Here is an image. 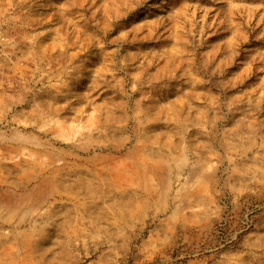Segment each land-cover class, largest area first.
<instances>
[{"label":"rangeland","instance_id":"1","mask_svg":"<svg viewBox=\"0 0 264 264\" xmlns=\"http://www.w3.org/2000/svg\"><path fill=\"white\" fill-rule=\"evenodd\" d=\"M0 264H264V0H0Z\"/></svg>","mask_w":264,"mask_h":264}]
</instances>
